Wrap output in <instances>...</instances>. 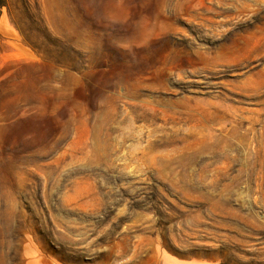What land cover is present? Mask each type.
Wrapping results in <instances>:
<instances>
[{
    "label": "rangeland",
    "instance_id": "374dc122",
    "mask_svg": "<svg viewBox=\"0 0 264 264\" xmlns=\"http://www.w3.org/2000/svg\"><path fill=\"white\" fill-rule=\"evenodd\" d=\"M0 264H264V0H0Z\"/></svg>",
    "mask_w": 264,
    "mask_h": 264
}]
</instances>
